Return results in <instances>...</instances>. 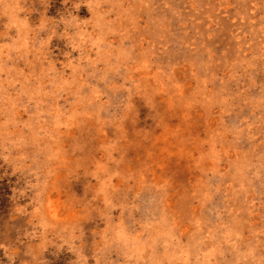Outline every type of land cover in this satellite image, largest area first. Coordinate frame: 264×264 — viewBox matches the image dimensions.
Wrapping results in <instances>:
<instances>
[{"label": "rangeland", "instance_id": "obj_1", "mask_svg": "<svg viewBox=\"0 0 264 264\" xmlns=\"http://www.w3.org/2000/svg\"><path fill=\"white\" fill-rule=\"evenodd\" d=\"M0 264H264V0H0Z\"/></svg>", "mask_w": 264, "mask_h": 264}]
</instances>
